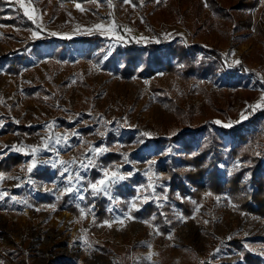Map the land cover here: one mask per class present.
I'll return each instance as SVG.
<instances>
[{
	"label": "rangeland",
	"instance_id": "obj_1",
	"mask_svg": "<svg viewBox=\"0 0 264 264\" xmlns=\"http://www.w3.org/2000/svg\"><path fill=\"white\" fill-rule=\"evenodd\" d=\"M6 1L21 7L24 14L27 11L34 26L0 24V133L16 128L0 136V156H26L25 168L0 173V192L6 193L2 200L13 198L11 190L23 189L36 198L45 194L58 198L71 187L73 191L68 193L83 201L87 193L85 179L92 166L82 167L81 162L88 165L89 159L113 150L123 156L113 170L126 177L107 195L102 193L112 201L113 220L97 225V233L91 231L94 218L86 219L83 213L82 223L73 216L72 224H65L59 217L64 211L53 206L39 210L28 204L16 221L9 219L8 212H0V231L8 232L20 245L29 264H240L235 260L237 256L245 264L240 252L229 246L236 236L243 238L253 256L264 261V222L226 206L224 196L201 205L170 235H162L157 227L131 215L130 209H141L135 200H155L161 205L166 202L157 192L161 163L180 155L183 149L179 142L160 146L153 140L170 139L184 128L179 126L174 108L151 90L152 84L166 89L164 81L134 77L122 82L103 69L114 50L130 42L145 46L181 41L187 46L200 44L204 50L216 48L222 54L221 70L204 85L219 97L224 112L209 108L206 116L197 115L190 126L210 123L217 129L229 123H245L253 113L264 109V45L256 44L244 33L226 39L218 31L197 35L187 6L183 7V16L173 21L156 12L147 0H93L86 5L59 0ZM33 32L38 35L34 37ZM96 35L102 38L101 48L91 57H87V44L69 43ZM53 39L68 42L69 50L65 59L54 64L50 62L53 48L44 45ZM36 44L40 49L35 53ZM98 54L103 56L100 62L95 59ZM203 55L205 52H200ZM17 56L29 57L19 74L9 71L12 68L7 59ZM167 92L173 106L200 101L190 88L182 89L178 82ZM20 126L36 131L22 132ZM111 134L116 139L109 142ZM129 136L134 137L131 142L127 141ZM225 140L231 143L228 136ZM45 144L49 148L45 149ZM37 146L39 151L32 154L31 149ZM93 148L106 151L96 154ZM33 158L37 166L29 173ZM52 161H56V167ZM44 167H51L53 172L58 169L53 183H38L33 177L35 170ZM222 168L226 171L225 166ZM135 174L148 184L143 193L131 199L130 209H123L115 189ZM12 200L24 204L17 197ZM114 236L128 239L132 245L120 240L110 254L96 247L103 244L101 237L112 240ZM0 255L15 264L5 252L0 250Z\"/></svg>",
	"mask_w": 264,
	"mask_h": 264
},
{
	"label": "trees",
	"instance_id": "obj_2",
	"mask_svg": "<svg viewBox=\"0 0 264 264\" xmlns=\"http://www.w3.org/2000/svg\"><path fill=\"white\" fill-rule=\"evenodd\" d=\"M61 3H80L86 5L93 0H59ZM139 3V2H136ZM148 5H154L156 12L176 21L183 16V7L187 6L195 33L210 34L218 31L224 39L228 36L244 33L256 44L264 45V0H147ZM0 24L14 27H30L34 23L24 14L21 7L13 2L0 0ZM101 36H91L72 40L69 43L87 44L91 57L95 50L100 49ZM66 41L53 39L44 43L54 50L50 62L56 63L65 59L69 52ZM39 44L33 48L39 52ZM204 51L205 55L200 56ZM102 55L95 56L100 62ZM29 57H14L9 70L17 74L21 71L23 62ZM222 54L216 48L204 50L200 44L185 45L181 41L168 44H148L145 46L130 42L118 47L104 64L106 74H113L122 82L134 77L140 79L156 78L164 81L166 89L158 84H152L151 90L155 95H162L174 108L178 116L179 126L184 130L170 139L155 138L153 142L160 146L179 142L183 152L178 156L161 163L162 173L157 180V192L166 198L161 205L155 200L140 202V210L131 209L130 213L136 219L157 227L162 235H170L182 225L184 219H190L197 209L212 201L215 197L224 196L223 203L232 209L248 213L264 222V109L253 113L250 119L230 128H215L206 123L202 126H190V122L197 115L206 116L209 108L224 112L220 107L218 96L212 95L205 87L204 81L213 78L221 70ZM162 74L158 76V74ZM180 88H190L199 96L197 103L173 106V101L167 91H172L176 83ZM238 86L239 84H235ZM160 100V97H158ZM15 127L1 132L0 136L14 132ZM22 132L33 134L35 129L27 130L20 126ZM231 139L228 144L225 137ZM134 137L129 136L127 141ZM116 139L111 134L109 142ZM126 141V140H125ZM24 154L0 156V173L10 174L14 169L25 168ZM123 156L117 151H109L94 158L85 182L87 193L84 200L75 195L64 193L58 198L49 194L38 198L28 193V190H11L10 195L22 199L19 204L7 197L0 201V212H8L9 219L16 221L28 204L39 210L55 206L58 211L70 212L78 222L82 223V215L86 219L94 218L95 226L91 229L97 233V225L113 220L110 210L112 201L101 194H93L90 184L102 179L103 171L113 170ZM222 166L226 167L223 171ZM58 169L53 172L51 167L35 170L33 177L38 183L50 182L58 177ZM147 180L140 174L126 179L116 187L115 192L121 198L119 205L123 209H130L131 199L137 197L147 186ZM140 188V190H138ZM138 190V191H137ZM103 238V244L96 247L104 253L110 254V249L120 240L132 245L128 239L114 236ZM264 243V242H263ZM229 246L240 252L245 264H264V261L253 256L245 248L243 238L233 237ZM0 250L12 258L15 264H29L28 257L20 245L6 231H0ZM0 264H13L0 255Z\"/></svg>",
	"mask_w": 264,
	"mask_h": 264
},
{
	"label": "snow or ice",
	"instance_id": "obj_3",
	"mask_svg": "<svg viewBox=\"0 0 264 264\" xmlns=\"http://www.w3.org/2000/svg\"><path fill=\"white\" fill-rule=\"evenodd\" d=\"M125 2H127V0H125ZM77 7H79V5H77ZM25 15H29L27 11L25 12ZM97 27H100V26H97ZM51 34L52 35H56V33H51ZM37 35H38V33L33 32V36L34 37H36ZM235 63H239V61H236ZM229 66H231V65H229ZM261 99L264 100V96H262ZM256 107H259V105L253 106V110H255ZM241 118L242 119L245 118L243 116V114H242ZM215 123L220 124L221 122L220 121H215ZM223 126L224 127H231V123L225 124ZM144 135H149V134L148 133H145ZM64 139L66 140L67 138L65 137ZM57 143H59V140L57 141ZM44 148L45 149L49 148V145L45 144L44 145ZM16 150L18 151L19 149H16ZM37 151H39V146L33 147L31 149L32 154L37 153ZM92 151L94 153H96V154H101L104 151H106V149H103V148H93ZM125 161H127V157L126 156H125ZM51 163H52V166L53 167H56L57 166L56 165V161H52ZM60 164L61 165H64L65 162L64 161H60ZM93 165H94V160L93 159H89L88 160V165H84L83 162H81V166L82 167H85V168H87L88 166H93ZM36 166H37V161H36L35 158H33L32 163L28 166V169H27L28 172L31 173L32 169L35 168ZM65 171H67V168H65ZM129 175H131V173H129ZM103 176H104L103 179H100V180H98V181L90 184V187L92 189L93 194H101V193H103V194L107 195L108 192H109V189L113 185H115L118 181L124 180L126 178L123 174H120L118 171H115V170H105L104 173H103ZM77 179H81V177L77 176ZM72 191H73V189L71 187H67V188L64 189V192L65 193L72 192ZM5 195H6V193L0 192V200H2ZM12 199H15V197H13ZM54 207L55 206L53 205V208ZM131 207L134 208L135 207V204H132ZM130 211H131V209L129 210V212ZM123 218L124 217H121L120 218L121 219V222H122ZM127 218H132V217L130 215H128ZM104 223L107 224L108 222L105 221Z\"/></svg>",
	"mask_w": 264,
	"mask_h": 264
},
{
	"label": "bare ground",
	"instance_id": "obj_4",
	"mask_svg": "<svg viewBox=\"0 0 264 264\" xmlns=\"http://www.w3.org/2000/svg\"><path fill=\"white\" fill-rule=\"evenodd\" d=\"M59 217H60V219L62 221H64L65 224H72V222L74 220L73 215L70 212H68V211L61 212L60 215H59ZM72 234L75 235V232H72ZM235 260L238 263L243 264L242 259L239 256H237L235 258Z\"/></svg>",
	"mask_w": 264,
	"mask_h": 264
},
{
	"label": "crops",
	"instance_id": "obj_5",
	"mask_svg": "<svg viewBox=\"0 0 264 264\" xmlns=\"http://www.w3.org/2000/svg\"><path fill=\"white\" fill-rule=\"evenodd\" d=\"M2 26H3V25H2ZM13 58H14V57H13ZM13 58H11V59H10L9 57H7V59H9V60H10V62H11V60H12Z\"/></svg>",
	"mask_w": 264,
	"mask_h": 264
}]
</instances>
